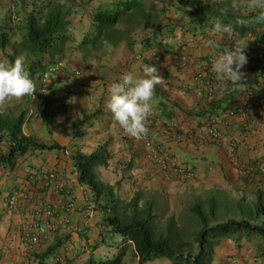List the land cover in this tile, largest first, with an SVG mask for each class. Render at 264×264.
I'll list each match as a JSON object with an SVG mask.
<instances>
[{"label":"crops","instance_id":"1","mask_svg":"<svg viewBox=\"0 0 264 264\" xmlns=\"http://www.w3.org/2000/svg\"><path fill=\"white\" fill-rule=\"evenodd\" d=\"M199 32V30L188 32L179 41L170 37L161 43L160 54L155 59L161 69V83L156 85L153 97L154 108L160 114V122L156 126L157 137L163 138L160 130L164 124L170 120L178 121L181 131L186 136L185 140L178 143L168 139L167 141L182 161L196 169V179L175 183L164 181L152 163L145 158L143 140L127 133L113 119L107 107L108 89L111 84L122 73L135 69L136 51H141L143 46L138 41L134 50H129L124 44L113 48L115 51L112 53L113 56L106 61L95 57L91 62L89 56L85 58L84 52L78 51L71 60L63 62L64 68L60 71V77L64 79L54 85L67 89L70 87L72 90L75 89V92L71 102L63 101L64 109L61 108V114L50 124H45L41 113H37L39 108L40 111L43 109V103L38 105L41 99L38 100L34 93L21 98H9L0 104V108L14 115L24 114L23 132L26 135L47 144L58 143L63 146L60 149L29 152L15 160L13 165L1 160L0 186L4 190H11L21 185L25 180L24 165L29 163L56 170L60 178L75 185L78 200L81 202L80 190L84 184L79 182L72 155L78 152L89 154L102 144H106L110 159L105 164L97 166L96 172L98 177L107 184L120 183L114 196L120 205L128 202L136 192H142L145 189L163 201V199L177 198L183 194L226 187L229 183L233 184L238 181V183H243L244 179L240 178L241 176L229 158L226 145L202 138V131L208 120L216 117L227 138L237 142L235 153L242 162L248 163L257 157L264 158V107L251 108L244 114L226 117L225 110L235 104L238 98V91H233L234 86L229 85L231 88L226 98L211 99L207 92L201 90L198 83L194 81L196 67L181 68L178 66L175 54L180 51H186L195 60H207L212 57L213 50L206 46V42L212 37L202 40L198 36ZM216 39L219 40L220 37ZM221 43L218 47L226 44L234 49L237 45L229 41ZM242 48L247 56V63L241 69L244 73L241 81L243 85L236 86L241 90L257 79L264 78V64L258 63V60L254 58L257 53H248L245 47ZM0 55H5L1 49ZM249 59L252 60V64H248ZM251 65L253 67H250ZM74 69H83L86 73L79 81L80 84L74 85L73 88L71 81L67 78L70 76V70ZM135 70L139 72L138 69ZM256 71L261 74L259 73L258 77L253 79L252 76ZM251 80L254 81L249 83ZM87 92H94L96 99L90 100ZM59 93L53 98H60ZM91 115L92 118L80 128V135L75 136L76 122L82 120L84 116ZM8 148L7 142H0V157L8 152ZM253 179L249 180L254 181ZM252 185V187L256 186L254 183ZM250 186V184H245L243 188H250ZM101 201L103 202V199ZM96 204L94 201L93 216L89 221L84 220L78 212L73 213L74 220L85 223L103 221L106 212ZM21 224L22 220L18 212H9L0 202V264H46L52 252L65 244L72 245L74 248L68 256L67 264H86L91 258L111 257L118 241L115 237L110 244H107L100 236H79L61 231L45 244L42 252L30 253L20 244ZM249 238L247 236L238 237V234H234L218 240L214 246L212 264H216L217 259L221 260V264L225 255L236 253L237 249L233 243L242 244ZM91 244L95 246V249L92 248L93 251H89L87 257L81 258L80 252L76 250L82 245L88 247ZM261 247L264 249V244ZM133 259H135L133 263L138 264L137 258ZM256 263L264 264V255ZM146 264H173V262L166 258H158Z\"/></svg>","mask_w":264,"mask_h":264},{"label":"trees","instance_id":"2","mask_svg":"<svg viewBox=\"0 0 264 264\" xmlns=\"http://www.w3.org/2000/svg\"><path fill=\"white\" fill-rule=\"evenodd\" d=\"M67 1L60 3L56 0H31L30 4L24 5V2L19 0L18 8L15 7V11L23 13L24 16L22 25L19 26L23 31V39L13 46L14 54L6 56L8 61L13 63L17 55L33 54L30 78L38 73L41 76L47 64L57 62L56 57L69 50L82 51L85 54L94 53V58L106 61L113 56V48L121 44L129 50H134L138 41L147 48L146 50L154 48V45L159 47L164 40L174 36L178 27L162 19L163 12L170 13L168 8L173 1L177 3L182 17L187 19L180 26L183 35L199 30V38L207 39L211 36L214 21L221 19L224 23L232 25L234 38L251 37L245 51L256 52L258 58L255 59L260 64L264 63V21L257 19L258 10L243 14L242 0H237L236 6L231 0ZM222 10H226L223 15ZM15 11L9 14L10 22L19 25L18 15L17 22H12ZM1 25L2 23L0 48L4 51L9 40L5 38V29ZM99 53L101 56H98ZM225 86L231 88L229 85ZM233 91H238L239 98L241 89L234 86ZM87 93L89 97L96 99L94 92ZM226 97L227 94L221 99ZM63 101V98L53 97L45 101L41 113L45 124H50L61 114V108L64 109ZM91 118L92 115L84 116L76 122L75 136L80 135V128ZM24 121L23 113L14 115L0 108V142H7L9 147L8 152L0 157V161L13 165L15 160L29 152L63 148L58 143L47 144L26 135L23 132ZM235 143L237 145L236 141ZM72 158L79 182L91 187L96 206L106 212L104 221L111 227L113 239L118 238L111 257L91 258L86 264H124L129 255L137 258L138 264H146L158 258L169 259L173 264H212L214 246L222 238L234 234L250 238L256 235L264 244V223H254L264 217L262 187L256 191L252 201L247 203L243 199L230 198L219 189L206 191L205 202L196 201L188 208V216L200 225L197 231L189 230V221H186L185 217L180 222L170 218L164 229L156 225L160 215L155 212V198L145 197L139 191L128 202L120 205L114 198L120 183L110 185L98 177L97 166L110 159L106 144L100 145L89 154H73ZM235 212L239 213L242 219H235ZM220 217L227 220L222 221ZM180 239L187 240L183 242ZM191 246L197 247L195 255L179 251L180 248Z\"/></svg>","mask_w":264,"mask_h":264},{"label":"built area","instance_id":"3","mask_svg":"<svg viewBox=\"0 0 264 264\" xmlns=\"http://www.w3.org/2000/svg\"><path fill=\"white\" fill-rule=\"evenodd\" d=\"M17 15H12V22L16 23ZM202 38V37H201ZM206 39V38H202ZM161 48H152L145 52L135 54V59H144L146 63L155 64L161 76V69L155 59L159 56ZM151 57V58H150ZM147 58H150L147 60ZM211 58L207 60H195L186 51L175 54V61L181 68L195 66L194 81L201 90L207 92L211 99H219L229 93L221 92L220 83L211 71ZM254 58H258L255 54ZM0 63H5L1 62ZM264 64V63H263ZM63 68L61 62L47 64L41 78L50 79ZM74 75H81L78 69L72 70ZM46 89H43L45 91ZM185 91V89H184ZM264 107V78L257 79L252 84L241 90V95L236 103L225 110L226 117L244 114L251 108ZM160 122V114L156 108L146 121L148 134L141 136L144 144V156L152 163L162 179L169 183L188 182L196 179V169L182 161L167 141L182 142L186 136L181 131L180 124L176 120H170L160 130L163 138L157 137L156 126ZM202 138L220 142L226 145L229 158L233 162L241 177L256 178L264 182V158L257 157L248 163L242 162L235 153L236 143L227 138L220 127L216 117L208 120L202 131ZM24 181L18 187L4 190L0 186V202L9 212L17 211L21 217L20 244L30 253H40L47 242L63 231L79 236H101L105 243L111 242L113 233L111 227L103 221L96 223L77 222L73 213L78 212L82 218L89 221L93 216L94 194L89 185H83L81 191L82 200H78L77 190L73 183L59 177L54 169H48L32 164L24 165ZM40 191V192H39ZM72 245L65 244L52 252L46 264H67L68 256L73 251ZM87 250L85 245L80 246L76 252L83 253ZM221 264H246L239 258H225Z\"/></svg>","mask_w":264,"mask_h":264},{"label":"rangeland","instance_id":"4","mask_svg":"<svg viewBox=\"0 0 264 264\" xmlns=\"http://www.w3.org/2000/svg\"><path fill=\"white\" fill-rule=\"evenodd\" d=\"M37 1H39V0H37ZM56 1H59L60 3H67L68 2L67 0H56ZM164 1H166V0H164ZM231 1H232L233 5L236 6L237 0H231ZM22 2H24V5H28V4H30L31 0H22ZM173 2L174 3L171 6H169V8H168L170 10V13L163 12L162 13L163 14L162 19L166 23H169V24L171 23V24L178 26L175 30V34L172 37V39L173 40L176 39L179 41L184 36L182 34V30L180 29V26H182L187 19L182 17L181 11L177 8V3L175 1H173ZM0 3H2V5H0V24L2 23L1 26H2V28L5 29L4 30L5 38H8V40H9V43L6 45V48L4 50L5 55H3V56L0 55V61L11 64L8 61L9 59L6 55L7 54H14L13 52H15V49H13V46H15V44L19 43V42H17V40H20V42H21V40L23 39V31L21 29H19V26L22 25L24 16H23V13L16 12L17 11L16 8H18L17 6L19 3V0H0ZM157 3H158V5L161 6V3L159 1ZM242 3L243 4L241 7V12H243V14H245V13L247 14L249 12L256 11V9H253V8L248 6L249 0H242ZM12 11H15L16 12L15 14L19 16V20L17 22V23H19V25L18 24L13 25L10 22L9 14ZM210 37L211 36H209V38ZM250 39H251V37H249V36L248 37L245 36L243 38H241V37L234 38L232 35L231 39L226 40V41L231 42V44H237L240 47H245L246 45L249 46V44H250L249 40ZM70 44H72V43H70ZM154 48H157L156 45H154ZM146 49L144 48V46H142L141 51L140 50L136 51V53L145 52ZM77 53H78V51L77 52H70V50H69L66 53L64 52L62 55L57 56L56 61L63 63L65 61H68V59L71 60ZM87 56H89V59L91 62L94 61V59H95L94 53L85 54V58ZM98 56H101V53H99ZM17 58H20L23 60L25 70L29 73V70H31L30 67L32 66L31 63L33 60V54L27 53V54L17 55L16 59ZM251 61L252 60L249 59L248 64L251 63ZM250 67H253V66L251 65ZM78 70L81 71V75L76 76V75H74V73L70 72V74H69L70 76L67 78V80L71 81L70 84L72 85L73 88H74V85L78 86L80 84L79 81L81 79H83V77L85 76V73H86L85 70H83V69H78ZM60 71L58 73L54 74L50 79H48L46 81L41 78L39 73L36 74L35 76H32L31 79L33 80L34 84L36 85V89H35L34 94H36V98L38 100L41 99L38 105L43 103V106H44L45 101L47 99H49L48 97H53L55 94H57L59 92H60L59 93L60 98H63V100H65V101L66 100H68L69 102L72 101V95L75 92V89L72 90L70 87L68 89L67 88H60V87H57L56 85H54L55 83L60 82V80L64 79V77H62V78L60 77L61 76ZM259 73H260L259 71H256L253 74L252 78L254 79ZM43 89H46V90L43 91ZM89 99L94 100L92 96H90ZM42 110L40 111V108H39L37 113H39V112L42 113ZM240 178L244 179L243 183H238L239 181L235 182L233 184L229 183V185H227L226 187H219L217 189H219L220 192H224L230 198L243 199L246 203L251 202L252 199L255 197L256 191L258 189H260V187L264 188V182L262 180L256 179V178L253 179L254 181L249 180L250 178H246V177H240ZM252 183H254L256 186L252 187L253 186ZM245 184H250L251 185L250 188H243V185H245ZM208 191H210V190H208ZM205 192L206 191H198L197 193H190L187 195L183 194L177 198L176 197L172 198V199L168 198V199H163V201H162L160 198L156 197L155 194H153L148 189H145L142 191V193L145 197L155 198V200H156L155 212L160 215V219L156 220L157 227L165 229L170 218H175V220L177 222H180L181 219L183 217H185L186 221H189L188 222V228L190 231H197L200 228V225L196 222V220L191 219L188 216V213H189L188 208L196 201L205 202ZM207 206L208 205H206V208H208ZM233 214H234L235 219H238V220L242 219V217L239 213L235 212ZM220 218L222 221L227 220L226 218H222V217H220ZM254 223H264V217L261 219V221H255ZM113 240L114 239H112L111 242ZM180 240L185 242L187 239H180ZM233 244H234L235 248L237 249L236 253H231V254L229 253V254L225 255V257L223 259L221 258L222 261L225 258H232V259L239 258V259L243 260V262L246 264H257L256 263L257 260L262 255H264V249L261 247V245H263V242L259 236L253 235V236H251L250 239H246L244 241V243H242V244H240V243L239 244L233 243ZM92 248L95 249V246L92 244L89 245L87 247V250L83 253H80L79 256H81V258L87 257L88 252L93 251V250H91ZM179 251H181V253H184V254L192 253L193 255H195V253L197 252V247L196 246L183 247V248H180ZM134 260L135 259H133L132 255H129L128 257L125 258L124 264H134L133 263ZM220 261H221L220 259H217L216 264H220Z\"/></svg>","mask_w":264,"mask_h":264},{"label":"clouds","instance_id":"5","mask_svg":"<svg viewBox=\"0 0 264 264\" xmlns=\"http://www.w3.org/2000/svg\"><path fill=\"white\" fill-rule=\"evenodd\" d=\"M248 6L258 10L257 19L264 21V0H249ZM224 11L226 10H222V15ZM210 35L212 39L206 42V46L213 50L211 71L220 83L219 90L225 91V85H243L241 81L244 73L241 69L247 63L244 48L236 45L233 49L226 44L218 47L222 41L231 39L233 35L232 25L224 23L221 19H216ZM217 37L220 39L217 40ZM135 69H138L139 72ZM135 69L122 73L111 84L108 89L107 107L111 111L113 119L127 133L140 138L148 134L149 129L146 126V121L153 113L155 87L161 83V78L157 66L146 63L144 59H137ZM35 89L36 85L25 70L22 59L17 58L11 64L0 63V104L9 98L32 95Z\"/></svg>","mask_w":264,"mask_h":264}]
</instances>
